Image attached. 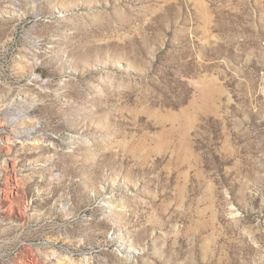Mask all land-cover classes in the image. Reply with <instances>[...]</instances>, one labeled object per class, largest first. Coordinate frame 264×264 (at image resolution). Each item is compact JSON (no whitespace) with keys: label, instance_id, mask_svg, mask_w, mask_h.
<instances>
[{"label":"rangeland","instance_id":"rangeland-1","mask_svg":"<svg viewBox=\"0 0 264 264\" xmlns=\"http://www.w3.org/2000/svg\"><path fill=\"white\" fill-rule=\"evenodd\" d=\"M0 264H264V0H0Z\"/></svg>","mask_w":264,"mask_h":264}]
</instances>
